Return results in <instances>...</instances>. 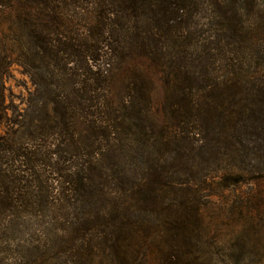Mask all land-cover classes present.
I'll use <instances>...</instances> for the list:
<instances>
[{
  "label": "trees",
  "instance_id": "16d2710c",
  "mask_svg": "<svg viewBox=\"0 0 264 264\" xmlns=\"http://www.w3.org/2000/svg\"><path fill=\"white\" fill-rule=\"evenodd\" d=\"M13 64L0 247L30 217L39 264H264V0H0V124Z\"/></svg>",
  "mask_w": 264,
  "mask_h": 264
},
{
  "label": "rangeland",
  "instance_id": "374dc122",
  "mask_svg": "<svg viewBox=\"0 0 264 264\" xmlns=\"http://www.w3.org/2000/svg\"><path fill=\"white\" fill-rule=\"evenodd\" d=\"M4 88L5 101L8 107V119L0 124V135H4L9 126L12 125V121L19 119V115L24 112L29 95L34 91V85L25 69L18 64H13L4 78ZM12 128H15V126ZM242 187L239 190H235V193H239L241 190L246 192L250 188L248 186ZM217 191L219 195L217 205L225 206L226 213L229 215V206L233 203L234 191L223 190V188H219ZM210 217H212V214L208 215V219ZM22 222L24 226L18 230L19 233L15 234L16 231L11 233L9 235L10 238H6V241L1 243L0 264H39L43 255L48 258H55L57 253L56 246H59L62 240L50 236L49 238H43L42 241H38L37 239L41 235L38 230L42 226L39 224V221L26 217ZM229 229H232V227L230 226ZM227 235H230V233H227ZM43 241H45V246H43ZM36 246H40V249H37ZM49 261L48 264H64L62 262L65 261V257H61L60 260H57V258L56 260L49 259ZM246 264H253V262L248 260Z\"/></svg>",
  "mask_w": 264,
  "mask_h": 264
}]
</instances>
